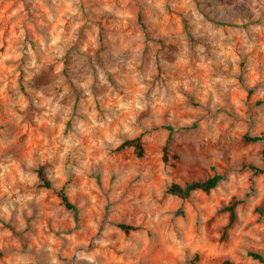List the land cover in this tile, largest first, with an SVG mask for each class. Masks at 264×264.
Wrapping results in <instances>:
<instances>
[{
	"label": "rangeland",
	"instance_id": "obj_1",
	"mask_svg": "<svg viewBox=\"0 0 264 264\" xmlns=\"http://www.w3.org/2000/svg\"><path fill=\"white\" fill-rule=\"evenodd\" d=\"M139 136L144 157L118 150ZM255 136L264 0H0V264H262ZM214 172L209 194L168 193Z\"/></svg>",
	"mask_w": 264,
	"mask_h": 264
},
{
	"label": "trees",
	"instance_id": "obj_2",
	"mask_svg": "<svg viewBox=\"0 0 264 264\" xmlns=\"http://www.w3.org/2000/svg\"><path fill=\"white\" fill-rule=\"evenodd\" d=\"M165 129L169 132V136L167 139V142L164 146L163 152H164V163L169 164L170 162V143L173 138V135L175 134L176 130L171 127L167 126ZM247 141L254 142V143H263L264 144V136H255V137H247ZM127 148H134L136 155L139 158H142L145 156V148L143 144L142 136H139L135 139L125 141L119 148V151L125 150ZM177 159V157H175ZM249 170L252 172V179H251V193L254 191V178H256L260 173L263 171L254 166L249 165ZM39 177L42 179L44 185L46 188H51V184L47 181L45 173L42 169L38 171ZM71 171L68 168L67 169V183L65 187H63L59 192V198L61 200V204L65 207L66 210L71 212L74 215V218L76 221L79 220V212L78 208L75 204H73L67 194V187L71 184ZM226 180V174L225 173H218L214 172L213 175L208 176L204 180H198L194 182H188L184 185L179 184H173L169 189L168 193L172 196H176L182 200H187L191 197V195L195 192L201 191L203 193L209 194L211 191L215 190L223 181ZM250 196V193H248L244 199H237L234 198L229 205L224 207L223 212H228L230 215L229 223L225 228V235L226 232L229 231L232 226L237 222V207L242 204L247 197ZM118 227L125 233L130 234L132 232H136L138 230L137 227L126 225V224H119ZM252 257L259 261L260 263L264 264V257L259 254H252ZM197 259H194L192 264H196ZM224 264H232L231 261H226Z\"/></svg>",
	"mask_w": 264,
	"mask_h": 264
}]
</instances>
